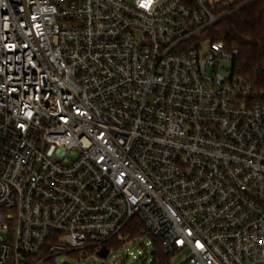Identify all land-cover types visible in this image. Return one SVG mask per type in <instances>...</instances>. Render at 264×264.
I'll return each mask as SVG.
<instances>
[{
	"label": "built area",
	"instance_id": "built-area-1",
	"mask_svg": "<svg viewBox=\"0 0 264 264\" xmlns=\"http://www.w3.org/2000/svg\"><path fill=\"white\" fill-rule=\"evenodd\" d=\"M217 21L207 0H0V264L141 238L264 264V92L217 72Z\"/></svg>",
	"mask_w": 264,
	"mask_h": 264
},
{
	"label": "trees",
	"instance_id": "trees-1",
	"mask_svg": "<svg viewBox=\"0 0 264 264\" xmlns=\"http://www.w3.org/2000/svg\"><path fill=\"white\" fill-rule=\"evenodd\" d=\"M225 7H215L217 23L199 39L221 42L227 52L235 50L230 62V74L254 95L264 92V0H219ZM141 226L128 227L130 238L140 236ZM109 248V244H106ZM117 247V246H116ZM118 250V248L113 251ZM112 251V252H113ZM151 264H170V256L163 252L160 242L151 239ZM44 264H55L53 260Z\"/></svg>",
	"mask_w": 264,
	"mask_h": 264
},
{
	"label": "rangeland",
	"instance_id": "rangeland-1",
	"mask_svg": "<svg viewBox=\"0 0 264 264\" xmlns=\"http://www.w3.org/2000/svg\"><path fill=\"white\" fill-rule=\"evenodd\" d=\"M207 1L211 9L218 6L220 8L226 6V4H220L219 0ZM229 70L230 62H222L217 72L225 76ZM147 241V239L141 238L134 244H129L126 248L111 252L104 261L96 256H93L90 259H86L83 264H101L102 262L103 264H151L152 258L149 255L151 248H144ZM130 253L136 257V260H133L132 257L129 256ZM186 256V252L175 253L170 256V264H182ZM56 262H62L64 264H82L72 262L65 257L58 258Z\"/></svg>",
	"mask_w": 264,
	"mask_h": 264
},
{
	"label": "water",
	"instance_id": "water-1",
	"mask_svg": "<svg viewBox=\"0 0 264 264\" xmlns=\"http://www.w3.org/2000/svg\"><path fill=\"white\" fill-rule=\"evenodd\" d=\"M152 255L153 253L151 252L150 256L152 257ZM107 256H108V250L106 248L100 249V251H98L97 253V257L102 261H104L107 258ZM101 264H103V262Z\"/></svg>",
	"mask_w": 264,
	"mask_h": 264
}]
</instances>
